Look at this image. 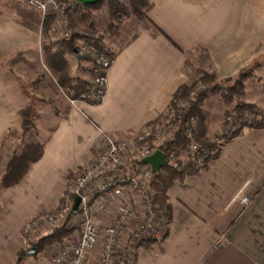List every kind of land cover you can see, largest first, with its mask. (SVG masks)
Segmentation results:
<instances>
[{"label": "crops", "instance_id": "0c3cea01", "mask_svg": "<svg viewBox=\"0 0 264 264\" xmlns=\"http://www.w3.org/2000/svg\"><path fill=\"white\" fill-rule=\"evenodd\" d=\"M150 1L148 20L126 23L134 29L117 44L104 99L71 102L66 95L67 112L45 141L42 158L19 184L0 188V264H52L47 246L22 254L23 225L53 208L65 177L91 162L105 137L118 140L167 113L178 88L195 80L190 58L201 51L224 79L264 57V0ZM44 19L23 0H0V145L20 126L6 64L24 59L49 69L45 43L53 39L51 33L44 39ZM63 56L71 76L79 77L80 57L72 66L73 55ZM260 76L250 101L264 110ZM240 191L251 198L249 205L235 199ZM169 194L168 233L162 243L142 245L136 264H264V128H243L205 170L176 182ZM114 214L111 209L98 218L99 226L111 224ZM101 249L99 242L89 263L96 264Z\"/></svg>", "mask_w": 264, "mask_h": 264}, {"label": "built area", "instance_id": "2783aa9c", "mask_svg": "<svg viewBox=\"0 0 264 264\" xmlns=\"http://www.w3.org/2000/svg\"><path fill=\"white\" fill-rule=\"evenodd\" d=\"M23 1L39 10L44 17L54 16V40L74 37L69 18L81 2ZM89 37L92 40L89 34H85L83 42H90ZM111 64L112 60L107 54L101 53L95 57L90 98L97 102L105 97L107 73ZM202 90L207 88L198 85L189 97L178 99L175 110L143 125L137 132L125 134L118 140L105 137L98 147L96 157L77 167V172L74 171L73 183L68 193H65L61 207L56 211L38 213L24 226L21 234L23 242L31 245L35 235L45 228V223L55 227L68 225L71 239L52 257L53 264H91L90 254L99 242L102 249L96 264H136L138 250L143 244L162 243L169 220L151 189L155 173L143 159L160 149L163 142L177 135L180 126L177 111L186 109L190 100L195 99ZM194 124L195 118L192 117L186 136L190 141L193 163L203 171L206 168L207 152L202 151L196 141L192 129ZM232 124L233 130L236 126ZM166 156L170 164H176L180 158L174 153ZM135 161L141 163L135 165ZM77 197H80V203L75 211ZM235 199H240L245 205L251 203V198L242 194V191L237 193ZM111 209L115 211L112 223L99 226L98 218L107 215Z\"/></svg>", "mask_w": 264, "mask_h": 264}, {"label": "trees", "instance_id": "16d2710c", "mask_svg": "<svg viewBox=\"0 0 264 264\" xmlns=\"http://www.w3.org/2000/svg\"><path fill=\"white\" fill-rule=\"evenodd\" d=\"M103 3L106 5L108 10L110 25L107 34L111 37L119 34L121 24L126 18L137 16L141 20H148V12L152 8V3L150 0H100L96 4L81 3L80 7L74 11L73 15H70L74 25L84 27L87 30L90 29L91 31L95 30L91 20L90 10L97 8ZM49 16H46L44 19V32L51 28L49 26V20L47 19ZM96 39H93V41L95 42ZM88 40L91 41V38L89 37ZM74 42L75 38H71L69 40H60L57 42L47 41L45 43V48L49 53L45 51L46 65L56 74L59 85L66 88V94L70 99H84L92 104H97L99 102L90 98V83L88 80L83 79L82 77L71 76L70 67L64 59L63 54L65 53L77 55V53L80 52V47ZM94 46L97 48V50L102 48L107 50V55L111 58L113 63L117 55V51L115 52L109 49L108 45L102 42V37L96 41ZM53 47H56V51L50 52L51 48ZM246 70L247 68L240 71L239 74L236 75L238 77L234 79V83L230 86H227V88L223 87L222 84L220 85L218 80L230 82L233 80V77L219 79L215 73H210L203 70L198 81L183 84L178 88V90L173 95V99L168 111L176 109L178 99L189 97L191 92L200 84L199 82L203 83L207 90L210 87L213 92L223 90V96L229 105L234 102L237 97L243 99L245 95L244 79L247 77ZM89 71L91 74H93V66L89 69ZM206 98L207 94L204 90H202V92H199L195 99L190 100L186 109L180 112L177 111V121L180 124L177 135L172 140L163 142L159 146V148L162 149L166 155L169 156V154L174 153L176 156L180 157L176 161V164L168 163L166 167L160 169L159 172L155 174L151 186L156 201L159 204V207L167 215L169 223L171 221L172 213L169 194L171 187L176 182H183L190 175H196L202 172V170L193 163V153L190 149V141L186 136L188 130L187 126L190 123V119L193 117L195 118V121L198 120V127L194 128L193 126L192 129L196 141L200 145V149L207 152V154H205L207 156L206 168L209 166V163L212 160L217 159L220 156L225 143L237 137L243 128H264V110H262L255 103L239 100L234 107V110L238 112L237 118L239 121H237V123L239 124L235 125L236 127L233 129L232 135L225 141V143L221 145L212 142L206 137L207 127L205 125V118L202 110V105ZM247 112L254 116L252 120L247 118ZM18 115L20 118V128L22 130V134L25 135L29 130L35 127L34 121H32L31 108L26 107L24 110L19 111ZM11 132L12 130L8 131L3 137V140H5L6 135ZM44 150L45 142H25L20 152H14L7 162L6 168L0 178V188H8L19 184L28 174L33 164L42 158ZM182 154H186L185 159L181 157ZM140 163V161H135L134 164L137 165ZM167 233L168 228L166 230V235ZM70 234L71 229L68 227V225L62 224L56 227V229L52 230L51 233L40 237V239H38L33 246L37 248V253H39L45 246L53 244L57 241H62ZM27 251L28 250H24L22 254H26Z\"/></svg>", "mask_w": 264, "mask_h": 264}, {"label": "rangeland", "instance_id": "374dc122", "mask_svg": "<svg viewBox=\"0 0 264 264\" xmlns=\"http://www.w3.org/2000/svg\"><path fill=\"white\" fill-rule=\"evenodd\" d=\"M90 12L93 27L95 29L93 31H91L90 29L87 30L86 28L81 26H76L72 22V19H69H71L72 22H70V28L75 32L73 37L75 38L74 43L80 47V52H78L77 55H73L70 65L75 66L77 62L76 58L77 56H80L81 75L79 77L88 80L91 87L93 74L90 73L89 69L93 66L95 56H98L101 53L108 54L107 50L103 48L97 50V48L94 46L96 44V41L102 37V42L108 45L109 49L116 52L118 42H123V39H126V36L124 34L127 35L128 31L134 29L136 22L145 20H141L137 16L126 18L121 24L119 34L111 37L107 34L110 25V19L108 16L106 5L103 3L97 8L90 10ZM73 13L71 15H73ZM53 18L54 16L47 17V19L49 20V26L51 28L49 27L50 29L44 32V39H47V37L51 33L53 36L52 42H57L60 40H54L55 31L53 30ZM130 21L134 23V27L133 25H131V23L128 25L126 24ZM54 28L57 29V27ZM122 33H124V37ZM85 34H89L93 39L97 38L96 41L94 42L92 39L90 42L84 43L83 41ZM91 45H93V48H91ZM98 52L99 54L96 55ZM37 62L29 60L25 61L23 59L22 61L16 63L11 62L8 63L9 65L6 64V66L11 69L10 71L13 74V81L15 82L14 84L10 83V89L16 101L15 103L17 105V112L24 110L26 107H30L32 121H34L35 127L29 130L25 135L22 134L20 126L15 129H10L12 130V132L6 135L5 140H3L0 145V178L6 168L7 162L14 152H20L25 142H45L50 136V132L57 125L58 120L67 112V105L69 103V100L66 97V88L59 85L57 76L53 71L47 69L42 63ZM259 64H261L263 68L260 69ZM258 67L259 69L257 70ZM188 69L191 70L192 73H194V75L196 76L194 77V81L199 80L202 75L201 72L203 70L212 73L211 64L209 63L208 59H206V55L201 51L197 53L196 57L190 58ZM246 71L247 77L244 79L245 95L243 99L237 97L230 105L227 103L223 96V90L213 92L211 90V87L208 90H204L207 94V98L203 102L202 110L204 113L205 125L207 127L206 137L212 142L217 143L218 145L225 143V141L232 135V123H234V125L239 124L237 123V121H239L237 118L238 112L234 110V107L236 106L238 101L240 100L251 102L250 100L252 99L251 96L253 94V91H258V88L261 87V85H259V80L261 78L260 75H264V57L260 60L255 61L254 64L248 67ZM237 77L238 76H234L233 80L230 82H224L223 80H218V82L220 85L222 84L223 87L227 88V86H230L234 83V79H236ZM199 83V87L204 86L203 83ZM71 100L72 99H70V101ZM253 117L254 116L252 114L248 113L247 118H250L252 120ZM196 127H198V120H196L194 124V128ZM181 157L185 159L184 156ZM76 170L77 168L74 171ZM73 179L74 172L68 174L67 177H65L64 193L62 194L61 198L57 200L53 208L37 211L26 221V223L23 225V228L28 222H30L33 217L37 216L38 213L58 210L63 203L65 193H68L69 187L73 183ZM43 225H45V228H42ZM43 225L41 227L42 231L35 235L36 237L31 242V245L28 246L23 242L24 250L29 251L30 249L35 248L33 245L38 239H40V237L45 236L51 233L52 230L56 229L55 226L49 223H45ZM70 239L71 235L67 236V238L62 241H57L53 244L47 245V248H49L48 250L50 251V260L52 264V257L58 252L60 247L65 242L70 241Z\"/></svg>", "mask_w": 264, "mask_h": 264}, {"label": "water", "instance_id": "95a60500", "mask_svg": "<svg viewBox=\"0 0 264 264\" xmlns=\"http://www.w3.org/2000/svg\"><path fill=\"white\" fill-rule=\"evenodd\" d=\"M77 1L84 4H96L100 0H77ZM143 162L149 164L155 174L158 173L160 169L166 167L168 164L166 153L160 149L156 150L152 155L145 157L143 159ZM79 203H80V197H77L75 199V207H74L75 211L77 210ZM35 252H36V248H32L28 251V254Z\"/></svg>", "mask_w": 264, "mask_h": 264}]
</instances>
